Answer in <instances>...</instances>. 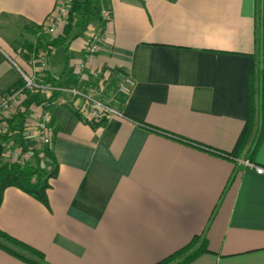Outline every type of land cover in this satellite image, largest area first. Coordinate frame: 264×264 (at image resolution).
<instances>
[{"label":"crops","instance_id":"0c3cea01","mask_svg":"<svg viewBox=\"0 0 264 264\" xmlns=\"http://www.w3.org/2000/svg\"><path fill=\"white\" fill-rule=\"evenodd\" d=\"M55 3L0 0V95L20 87L23 74L68 86L102 70L110 76L102 89L124 116L97 124L66 93L47 101L46 147L57 162L48 205L7 186L0 229L40 251L44 264H154L196 234L207 251L187 264H264V173L236 161L264 167V129L248 153L259 120L251 73L259 31L264 69V0L259 8L256 0H105L104 41L84 71L75 68L81 34L50 47L42 73L27 47ZM125 76L134 85L121 93ZM1 135L0 161H12ZM25 143L36 147L31 137ZM0 264L32 263L0 248Z\"/></svg>","mask_w":264,"mask_h":264},{"label":"trees","instance_id":"16d2710c","mask_svg":"<svg viewBox=\"0 0 264 264\" xmlns=\"http://www.w3.org/2000/svg\"><path fill=\"white\" fill-rule=\"evenodd\" d=\"M101 3V0H71L67 22L61 27V31H59L57 36L50 38L47 35H39L35 44L28 45L27 51H34L33 56H35L39 49H47L49 52L50 47L56 44H68L71 38L83 34L87 25L94 20H97L99 23V27L97 28L103 31L106 22L101 18ZM256 4L259 8L261 0H256ZM75 29L76 31H74ZM254 56L256 64L251 73V83H253V79H256L258 82L260 103L258 114L256 113V115L259 120L258 128H256L255 133L253 134L248 153H252L256 150L264 129V69L261 65L260 31L256 38V50ZM44 80L45 82L55 84L49 75H46ZM57 93L58 92H53L47 101H50ZM39 101L40 97L37 96V94H33L28 96L24 104L28 106L31 102ZM253 115L254 113L251 110L247 133L252 131L251 124H253V122H251V117H253ZM24 117V114L16 113L12 117L7 118L6 123L8 126V132L1 135V138L3 140H12L13 144L15 143L16 145L21 146L23 151H28L30 153L31 159H27L23 162L9 160L0 161V203L3 190L7 186H15L47 206L48 198L46 190L50 186L49 179L57 174V162L49 147H44L40 150L25 143L27 133L23 126ZM40 153H42V156H40ZM226 156L231 155L226 154ZM0 248L32 264H44L43 255L40 251L10 236L1 229ZM206 251L207 245L204 234H196L186 245L173 251L171 254L154 264H187ZM28 254L32 255V257Z\"/></svg>","mask_w":264,"mask_h":264},{"label":"built area","instance_id":"2783aa9c","mask_svg":"<svg viewBox=\"0 0 264 264\" xmlns=\"http://www.w3.org/2000/svg\"><path fill=\"white\" fill-rule=\"evenodd\" d=\"M101 18L107 22L111 17V11L105 0H101ZM71 0H56L53 10L50 12L42 25L43 35L54 38L59 33V29L67 22L69 6ZM103 31L92 24H88L84 30V59L79 61L75 68L84 71L87 62L95 54L101 43L104 41ZM47 49H39L33 56L34 65L40 72L47 71ZM24 80L20 87H12L0 95V134L8 132L6 119L16 113L24 114L23 126L27 137L35 140L37 149H42L52 142L53 130L50 126L51 114L46 110L47 99L53 92L66 93L76 100L75 110L85 121L103 124L114 118L123 117V113L112 105V97L108 96L102 89V85L108 82L109 73L102 70L92 71V77L96 79L90 82L89 79H79L76 84L59 86L45 82L42 76L36 81L33 77L23 74ZM134 81L131 77L125 76L118 84L121 93H128ZM28 90L43 97L42 102H32L28 106L25 101L28 98ZM13 141H9L5 146V153L12 161H25L29 159V152H23L21 146L12 147ZM16 146V145H15ZM39 148H38V147ZM40 149V150H41ZM42 156V153H40ZM239 163L253 167L257 173H264V167L256 165L248 159H237Z\"/></svg>","mask_w":264,"mask_h":264},{"label":"rangeland","instance_id":"374dc122","mask_svg":"<svg viewBox=\"0 0 264 264\" xmlns=\"http://www.w3.org/2000/svg\"><path fill=\"white\" fill-rule=\"evenodd\" d=\"M34 145H36V144H34ZM41 149V148H40Z\"/></svg>","mask_w":264,"mask_h":264}]
</instances>
